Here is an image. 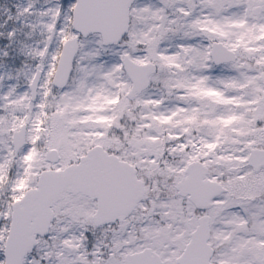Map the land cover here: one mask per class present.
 Wrapping results in <instances>:
<instances>
[{
  "label": "snow or ice",
  "instance_id": "obj_1",
  "mask_svg": "<svg viewBox=\"0 0 264 264\" xmlns=\"http://www.w3.org/2000/svg\"><path fill=\"white\" fill-rule=\"evenodd\" d=\"M0 264H264V0H0Z\"/></svg>",
  "mask_w": 264,
  "mask_h": 264
}]
</instances>
